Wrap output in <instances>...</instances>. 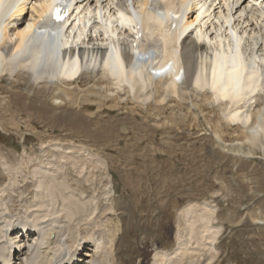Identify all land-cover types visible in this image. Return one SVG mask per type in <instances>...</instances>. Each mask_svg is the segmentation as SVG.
<instances>
[{"label":"bare ground","instance_id":"6f19581e","mask_svg":"<svg viewBox=\"0 0 264 264\" xmlns=\"http://www.w3.org/2000/svg\"><path fill=\"white\" fill-rule=\"evenodd\" d=\"M158 1L76 0V6L80 7L77 22L65 29L61 45L67 54L65 63L72 49L80 47L86 52L80 65L83 71L74 78V73L62 77L56 72L38 70L30 60L22 57L24 39L50 37L54 30L38 25L47 7V0H16L0 21V81L3 76H7L14 85H29L35 92L50 96L53 103L79 106L85 102L98 101V109L104 105L117 110L126 108L131 116L135 112L143 114L147 121L153 115L158 117L172 103L173 113V107H178L179 112L186 109L184 114H194L195 109L203 112L206 105L211 104L210 108L207 107L208 112L211 113L215 107L219 113V119L213 126L214 141L221 143L228 151L235 147L237 152L245 145L252 147L262 144L264 0H162L166 3L155 12L160 20L158 26H153L146 19L152 16V8ZM95 2L100 7L96 15L92 8ZM125 2L134 11L135 18H128L126 25L122 26L114 8ZM141 16L146 17L143 22L137 20ZM165 19L168 23L163 27ZM184 21L187 27H182ZM67 25L68 22L64 28ZM231 34L237 35L239 42H242V54L237 56L241 68L237 66L236 70L244 71L248 65L246 62H249L253 73L248 77H254L249 82H243L236 96L231 95L228 89L233 81H237L231 74L224 78L221 88L207 84L209 74H214V67L210 70L209 66L210 53L213 58L217 56L225 67L233 65L232 61L228 62L230 58H226L231 53L229 49L226 50L230 47ZM148 36L157 42L162 40L164 47H169L168 56L158 65L148 66L151 61L146 59L149 54L147 51L136 55L139 69L120 67V70L112 72L107 68V60L101 62L106 46L114 51L128 45L135 48ZM124 56L128 60L125 50ZM196 67L197 77L194 84H191ZM192 96L197 100L189 105L187 101ZM129 103L132 105L128 106ZM168 122H175L174 118L167 117L166 120L164 116L161 123L167 125ZM222 122L226 127L236 125L241 128L245 133L243 141L227 144L220 134L219 126ZM74 148L77 147L63 142L45 144L42 148L43 157L30 165L29 175H26L33 181L35 194L26 203L23 213L13 211V204L8 205L4 200L7 197L4 194L11 193L13 187L21 183L15 167L21 163L12 165L5 157L0 158L2 167L8 172L7 182L0 186V264H69L70 261L75 264H148L146 256L151 250L145 243L153 251L169 245V235L161 231L160 239L151 237L135 242L133 255L139 259L138 262L135 263L134 259L131 262L129 256L120 257L119 244L123 233L118 234L117 231L120 229L118 222L123 216L117 214V211L121 208L112 202L95 203L93 195L84 199L85 191L81 187L79 196L73 200L69 194L62 193V180L68 177V169L74 167L72 157H81L90 162L94 158L97 162L95 167L105 170L110 178L107 161L100 154L104 148L93 152L78 147L84 151L81 156L71 151ZM248 152H251L250 149ZM54 202L58 203V208L53 211L50 206ZM195 210L184 213L182 217L187 221L184 224L193 229L192 238L199 246L206 245L201 242L203 231L209 232V244L215 250L219 228L212 226L210 213L199 210L196 214ZM76 215L78 218H75ZM115 219L116 222L113 221ZM107 224L113 226L108 227ZM15 237L13 244H10V239ZM215 257L214 254L203 253L204 259L201 260L199 256L197 258L191 254L183 262L180 258L176 261L177 264H212ZM13 258L20 261L13 262Z\"/></svg>","mask_w":264,"mask_h":264},{"label":"rangeland","instance_id":"374dc122","mask_svg":"<svg viewBox=\"0 0 264 264\" xmlns=\"http://www.w3.org/2000/svg\"><path fill=\"white\" fill-rule=\"evenodd\" d=\"M11 81L7 76L0 81V158L12 165L21 163L15 166L21 183L4 194L13 211L23 213L33 199L35 187L26 175L30 165L43 157L46 143L74 145L77 148L71 151L78 156L84 153L78 147L93 152L104 148L100 154L107 161L110 178L95 167L94 158L90 162L72 157L74 167L62 180V193L73 200L81 187L84 199L93 195L95 203L112 202L121 208L117 211L123 216L117 231L123 233L120 257L138 262L133 255L135 242L160 239L164 231L169 235L167 248L153 251L145 243L151 250L146 256L148 264H177V258L183 262L191 254L202 260L203 253L216 255L212 264H264V138L262 144L245 145L240 152L235 147L228 151L214 141L219 113L215 107L216 112H208L211 104L203 112L195 109L196 113L186 116V109L179 112L178 107H173V113L172 103L147 121L143 114L131 116L126 108L104 105L98 109V101L79 106L53 103L46 93ZM195 99L192 96L187 103ZM164 116L175 122L163 125ZM220 124L227 144L242 140L241 128ZM7 173L0 163V186L7 182ZM57 206L54 202L50 208L54 211ZM191 209L212 215V226L219 228L215 250L209 244V232L202 233L204 246L192 238L193 229L182 217Z\"/></svg>","mask_w":264,"mask_h":264},{"label":"snow or ice","instance_id":"6c2138e0","mask_svg":"<svg viewBox=\"0 0 264 264\" xmlns=\"http://www.w3.org/2000/svg\"><path fill=\"white\" fill-rule=\"evenodd\" d=\"M56 18H57V19H60L61 17L57 14Z\"/></svg>","mask_w":264,"mask_h":264}]
</instances>
